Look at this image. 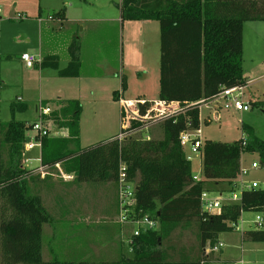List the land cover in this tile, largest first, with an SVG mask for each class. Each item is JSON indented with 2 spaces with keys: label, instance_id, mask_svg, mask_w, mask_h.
I'll use <instances>...</instances> for the list:
<instances>
[{
  "label": "trees",
  "instance_id": "obj_1",
  "mask_svg": "<svg viewBox=\"0 0 264 264\" xmlns=\"http://www.w3.org/2000/svg\"><path fill=\"white\" fill-rule=\"evenodd\" d=\"M122 20H157L160 23V99L192 102L209 99L222 87L246 85L243 70V27L247 21H264V0H121ZM61 20L65 10L54 14ZM71 61L60 69L62 76H78L81 69L79 37L69 46ZM42 67L59 68L55 57ZM1 71V64H0ZM122 88L114 91L118 100ZM46 104V103H44ZM52 115L54 125L66 134L42 139L43 165L61 163L79 182H117L122 164L136 180L134 215H148L158 221L156 229L131 236L130 256L118 260L62 261L43 258V224L52 216L39 195L29 189V172L24 166L26 132L31 124L16 118L28 104L11 107L12 119L0 120V264H203V248L215 244L221 233L233 231L243 211L264 210V189H243L240 202L224 204L218 213L203 209L201 194L207 182L235 184L242 168V156L257 154L264 168V138L243 125L245 137L231 141L204 140L202 179L195 181L193 164L186 159L180 133L191 117L200 126V110L193 108L162 122L163 138H110L80 147L82 105L79 100L62 101ZM264 112V100L253 101ZM75 149L70 147L71 144ZM8 145V162L3 147ZM234 190V189H233ZM231 190V191H233ZM197 224L202 255L182 256L168 261L162 242L179 227ZM245 240L264 242V229L244 231Z\"/></svg>",
  "mask_w": 264,
  "mask_h": 264
},
{
  "label": "rangeland",
  "instance_id": "obj_2",
  "mask_svg": "<svg viewBox=\"0 0 264 264\" xmlns=\"http://www.w3.org/2000/svg\"><path fill=\"white\" fill-rule=\"evenodd\" d=\"M21 4H18V2ZM44 12L39 21L28 14L23 7L24 0H0V120L12 119L13 104H28L29 109L18 112L16 118L32 124L39 120L37 106L44 103L59 105V97L77 99L82 105L80 120V147L84 148L99 141L110 139L121 131V109L113 91L120 90L121 72L125 79V90L129 93L147 90V99L160 98V23L152 20L144 26L143 22L126 20L124 25L116 22L111 25L91 21L96 15L119 13L121 0H42ZM34 1L32 7L36 5ZM3 4L13 8L5 15ZM38 3V8H39ZM64 9L67 19L63 27L61 19H54L53 14ZM50 12V14H48ZM22 14V17L18 16ZM85 18V19H84ZM262 27L256 30L253 26ZM76 32L82 40L84 61L78 76H62L60 69L67 67L69 52L67 40ZM245 50L243 53V70L248 84L247 92L253 101L264 100V21H247L245 24ZM54 36L55 46L50 47L48 37ZM43 43V48L40 43ZM58 45V47H56ZM37 50L39 62L34 67H27L21 60L24 51ZM148 49V52H146ZM59 56V68L42 67V61L51 56ZM110 62H112L110 65ZM113 68V69H112ZM116 70H119L116 73ZM104 74V75H103ZM108 75V76H106ZM119 81V87L112 89ZM131 89H130V88ZM129 89V90H128ZM21 100H18V97ZM129 95L126 94V97ZM137 95L134 94V97ZM57 100V101H56ZM203 115L208 114L206 106ZM219 122H206L201 125L203 140L231 142L241 138L243 125L253 127L255 133L264 138V112L254 107L249 112L222 111ZM55 135L65 134V129L52 127ZM26 136L31 139L35 133L30 127ZM163 138L162 122L138 133L135 138ZM115 138V137H114ZM72 149L76 146L72 143ZM29 157L40 156V149L35 148ZM5 162H8V145L3 147ZM26 158V157H25ZM24 158V159H25ZM243 167L250 168L244 181L264 180V168L252 169L253 160L259 161L257 154L246 153ZM25 161V160H24ZM38 161L28 163L26 168L39 165ZM33 169H37V166ZM193 172L202 176V163L199 157L193 162ZM30 180L32 194L44 192V204L52 216V221L43 225V258L62 261H103L118 260L131 252L129 239L137 224L125 223V233L129 236L123 242L119 239L122 228L118 201V187L112 183L106 191L102 182H88L87 191H75L62 198L60 184L46 183L38 186V175ZM77 182V180H75ZM114 182V181H113ZM117 184V183H116ZM30 185V184H29ZM99 185V186H98ZM102 187V189H100ZM241 185L229 183L220 187L205 185L211 197L222 194L223 203L232 200L233 193L241 198ZM235 189L234 191H231ZM257 215L262 217L260 229H264L263 211H243L237 221L240 231L221 233L220 239L225 245L217 252L206 257L203 264H264V242L256 243L241 238L242 232L256 229ZM115 231L117 234L114 237ZM232 232V233H231ZM259 247H256L258 246ZM126 252L118 254V249ZM168 261H175L182 256L196 257L202 255L198 237V226L179 227L161 244ZM132 253V252H131ZM243 260V261H242Z\"/></svg>",
  "mask_w": 264,
  "mask_h": 264
},
{
  "label": "built area",
  "instance_id": "obj_3",
  "mask_svg": "<svg viewBox=\"0 0 264 264\" xmlns=\"http://www.w3.org/2000/svg\"><path fill=\"white\" fill-rule=\"evenodd\" d=\"M18 16L22 17V14L19 13ZM21 59L27 67H34L39 62L36 53L32 52L22 53ZM245 90L246 85H236L231 87L224 86L213 97L192 102H181L178 100L166 101L160 98L154 101L146 98H126L123 91H120L118 102L121 109L122 126L120 133L115 136V139L124 141L128 138H133L138 133H141L155 124L163 122L166 119L177 117L179 115L186 116L188 111L193 108H199V110H201L203 105L213 109V111L205 117L206 122H219L222 119V111L249 112L252 110L253 105L252 102L245 97ZM18 100H21V97H18ZM60 108L61 105H52L50 103L42 104L39 107L37 106L39 120L31 124L32 130L35 132L31 139L26 138L25 150L23 153L24 158L26 157L24 159L25 167L28 163H32V161L36 160L40 163L39 166H37L40 172L42 171L43 174L47 173L46 168L48 165H43L41 157L42 139L45 136H51L54 134L52 132V127L54 126L52 115ZM242 136L245 137V134L243 133ZM180 143L188 161L193 164L196 157H199L202 161L201 149L204 141L202 139L201 117L199 128H193L191 117L187 118L186 129L180 133ZM36 147L40 149V156L36 158L29 157L27 153L34 150ZM55 165L59 167L60 163ZM260 166L259 161H253L251 164L252 169H258ZM60 171L65 179L69 177L73 178L72 176L65 175L62 170ZM249 171L250 168H245L242 165L239 183H237L240 184L241 187L238 189L241 191L243 189H264V180L248 182L241 179V176L247 175ZM193 177L195 181L202 179L200 175L195 173ZM116 183L118 187V201L121 212L119 222L121 224H137L138 227L132 232V235H138L140 232L148 229L158 228V221L150 218L148 215L140 218L134 215L137 182L136 180L129 178L127 166L125 164L121 165L119 178ZM223 200L222 194L218 197H211L208 190H204L201 194L202 207L205 211L210 213H218L221 211L224 204L240 202L241 198L238 201L237 194L233 193L231 201L223 203ZM253 223L256 224V228H260L262 225V217L257 215L256 220ZM231 226L233 227V231L241 230L238 223H232ZM130 242L131 238L129 239V244ZM224 245L225 244L220 240L215 242V244L207 243L203 248V254L205 257H209L212 253L219 251Z\"/></svg>",
  "mask_w": 264,
  "mask_h": 264
},
{
  "label": "crops",
  "instance_id": "obj_4",
  "mask_svg": "<svg viewBox=\"0 0 264 264\" xmlns=\"http://www.w3.org/2000/svg\"><path fill=\"white\" fill-rule=\"evenodd\" d=\"M25 1V3H23L24 4V9L26 10V11H28V14L30 13L31 15H33V17H35V19H36V22L37 21H39L40 19H41V17H42V15H43V12H44V8L42 7V6H44V4H43V1L42 0H24ZM34 1H36L37 3H36V5L34 6V7H32V5H33V3H34ZM38 3L40 4L39 5V8H38ZM18 4H21V2L19 1L18 2ZM0 5H2V3L0 2ZM3 11H4V13H5V15L8 13V11H11L12 10V6L9 4H3ZM119 10H120V7H119ZM19 14V13H18ZM48 14H50V12L48 13ZM53 17L54 18H52V20H54V19H60V18H56L55 16H54V14H53ZM67 17H68V15H66V13H65V18L64 19H62V21H61V23H62V25H63V27H64V25H65V20L67 19ZM85 19V18H84ZM91 21H96V22H104V23H108V24H111V25H113V24H115L116 22H118V23H121V24H123L124 25V22L126 21V20H122V18H121V11H119V13L117 14V15H113V14H109V15H107V14H102V15H96V16H94V17H92V18H89ZM135 21H140V22H143V24H144V26H146V24H150L149 22L150 21H152V20H135ZM245 24H246V22L244 23V27H243V32L245 31ZM256 30H260V29H262V27L260 26V27H258V25H254L253 26ZM79 37V40H80V36L79 35H77L76 34V32H73L71 35H70V38L67 40L68 42H67V48H68V52H69V60H68V64L70 63V61H71V54H70V51H69V46H70V44L73 42V40L74 39H76V38H78ZM53 41H55V37L54 36H51V37H48V44H50V47H53V46H55V44L54 43H52L51 44V42H53ZM82 42V40H80V44H82L81 43ZM244 44H245V36H244V33H243V53H244V50H245V46H244ZM40 47L41 48H43V43L41 42L40 43ZM56 47H58V45L56 46ZM24 52H32V53H37V50H36V48L35 49H31V50H28V51H24ZM146 52H148V49H147V51ZM49 54L48 55H51V56H49V57H55V58H57L58 59V57L57 56H59L58 54H56V53H51V52H48ZM84 57H85V53H84V48L82 49V46H81V67H83L82 66V61H84ZM22 60V59H21ZM112 62H110V65H112L111 64ZM68 66V65H67ZM113 69V68H112ZM80 71H81V69H80ZM119 70H116L115 72H113V73H116V72H118ZM104 75V74H103ZM121 77H120V79H121V81H122V79H123V74H122V72H121ZM106 76H108V75H106ZM248 84L246 85V90H245V97L248 99V100H250L251 102H252V98H251V96L248 94V92H247V89H248ZM113 88L112 89H117L118 87H119V81L117 82V83H115L113 86H112ZM120 88V87H119ZM122 88V87H121ZM130 88V87H129ZM131 89V88H130ZM129 90V89H128ZM114 91H118V90H114ZM114 91H113V94H114ZM147 90H142L141 92H136V91H134V93L132 92V93H129V92H126V90L125 89H123V94H124V96L126 97V94L127 95H129L128 97H126V98H146L147 99ZM134 94H136L137 96L136 97H134ZM20 97V96H19ZM60 103L59 104H61L62 103V101L64 102V101H66V100H71V99H63V98H61V97H59L58 99H57ZM56 100V101H57ZM206 108H207V110H208V114H210L211 113V111H213V109L212 108H210V107H207L206 106ZM29 109V108H28ZM36 112L38 113V111H37V108H36ZM231 112H236L237 113V111H231ZM207 114V115H208ZM207 115H203V112H202V109L200 110V117H201V125H202V123L205 121V117H207ZM67 133V131L65 132V134ZM115 137V136H114ZM113 138V137H112ZM162 138V137H161ZM160 139V138H159ZM204 141V140H203ZM31 152V151H30ZM29 152V153H30ZM245 155V154H244ZM244 155L242 156V165H243V163H244V160H245V158H244ZM253 161H256V160H253ZM202 162V161H201ZM36 166H39V165H36ZM36 166H31V170H30V172H29V189L30 188H32V186H31V182H30V180L33 178L32 176H34L35 174L34 173H36L38 176V179H39V187H40V185H44V184H48V183H55V184H60L61 185V187H60V189L61 190H63V191H61V192H59L60 193V195H61V197L63 198L65 195H72L71 193L73 192V193H76L75 191H77L78 193H79V191H87V189L89 188L88 186H89V184H92V183H88V182H79V181H77V182H75V180H76V175L74 174V173H69V172H66L65 170H64V168H63V166H62V164L60 163V165H59V167H57L56 165L55 166H48L47 168H46V171H47V173L46 174H43L42 173V171L40 172V170H39V168L37 167V169H33V168H35ZM28 170H29V168H27ZM60 170H62L63 171V173L65 174V175H69V176H72L73 178H71V177H69V178H64L61 174V171ZM194 171V170H193ZM202 177V176H201ZM239 179L240 178H238L236 181H235V184H233V185H235L236 187H237V183H239ZM112 183H114L115 185H117L116 184V182L114 181H107V182H102L101 184L103 185V188H106V191H108V190H110L111 189V186H112ZM228 182H207L206 183V185H212V186H214V187H220V186H222V185H225V184H227ZM232 185V186H233ZM99 186V185H98ZM100 189H102V187L100 188ZM235 190V189H234ZM42 190H40V191H35L36 193H38V194H34V195H39L40 197H41V199H42V202H43V204H44V192H41ZM64 198H66V197H64ZM44 206L46 207V209H48L47 208V206H46V204H44ZM119 222V221H118ZM45 224V223H44ZM43 224V225H44ZM121 224V223H120ZM122 225V228L120 229V231H119V239H121V241L123 242V244H124V241L125 240H127V238H129V236L128 235H126V233H125V227H124V224H121ZM233 232V231H232ZM231 232V233H232ZM243 233L244 232H242V235H241V238L242 239H244V237H243ZM117 234V232L115 231V233H114V237H115V235ZM221 235V234H220ZM220 235H219V237H218V239H220ZM256 243H262V242H256ZM261 246H264V245H261ZM256 247H259V245L258 246H256ZM130 248V247H129ZM131 249V248H130ZM119 251H118V254H120L121 252H123V253H121L122 255H125L124 253H126V252H124L123 250V247H122V249L120 248V249H118ZM131 252H132V250H131ZM130 251L128 252V253H130L128 256H130L132 253H131ZM124 257V256H123ZM243 261V260H242Z\"/></svg>",
  "mask_w": 264,
  "mask_h": 264
}]
</instances>
